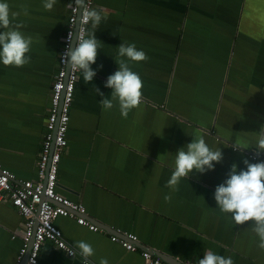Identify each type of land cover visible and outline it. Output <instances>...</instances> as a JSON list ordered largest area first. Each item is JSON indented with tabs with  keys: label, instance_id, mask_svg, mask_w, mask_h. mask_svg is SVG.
Instances as JSON below:
<instances>
[{
	"label": "crops",
	"instance_id": "1",
	"mask_svg": "<svg viewBox=\"0 0 264 264\" xmlns=\"http://www.w3.org/2000/svg\"><path fill=\"white\" fill-rule=\"evenodd\" d=\"M0 2L10 11L9 28L0 32L32 37L29 63H0V163L18 179L36 180L71 0H56L50 11L43 0ZM92 9L102 16L96 30L91 21L87 29L101 41L91 65L96 76L86 82L79 71L56 191L81 203L98 230L59 217L63 235L74 247L89 243L95 264L104 258L142 264L140 250L165 264H195L209 250L233 264H264L254 222L237 225L214 199L234 163L238 171L246 170L244 159L257 163L248 154L258 151L256 133L264 125V0H94ZM122 42L148 57L127 60L143 87L126 118L118 100L105 109L95 91L111 99L104 85L127 59L118 55ZM194 137L220 148L223 159L203 174L193 169L174 191L167 182L175 154ZM258 156L264 160V152ZM22 227L23 217L0 201V264L15 262ZM127 232L137 236L139 250L111 240ZM38 264L82 263L79 254L70 257L46 241Z\"/></svg>",
	"mask_w": 264,
	"mask_h": 264
},
{
	"label": "clouds",
	"instance_id": "2",
	"mask_svg": "<svg viewBox=\"0 0 264 264\" xmlns=\"http://www.w3.org/2000/svg\"><path fill=\"white\" fill-rule=\"evenodd\" d=\"M85 0H72L68 4L69 8L73 3L82 9L80 14L78 31L77 22L74 27L75 33L70 31L68 34V46L61 57V61L70 65L75 70H82L83 78L86 82H92L96 76V71L91 65L96 62L98 48L101 41L97 40L95 31L91 32L87 38L80 31L81 24L91 21L92 29L96 30L101 23L102 16L96 9H85ZM56 0H43V8L47 11L52 10ZM24 9V15H27ZM17 16L19 13H12ZM10 24L9 5L0 2V28L8 29ZM19 27V25L17 26ZM75 35V45L73 46V36ZM32 37H25L17 30H4L0 32V63L5 66L23 67L30 62V57L26 54L30 51ZM118 70L107 77L105 87L111 89V99L104 96L98 88H95L97 95L103 97L99 102L105 109L113 107V101L118 100L120 113L127 117L130 110L138 107L142 97L143 82L138 73L133 72L127 60L140 62L148 59L143 50H137L135 43L122 42L118 46ZM117 63V62H116ZM102 67V65L100 66ZM257 148L256 155L264 152V125L256 133ZM223 159L219 149L212 150L201 137H194L191 143L177 150L173 164L171 178L167 186L174 191L183 177H188L189 173L195 169L198 173H205L213 170V162L219 163ZM246 170H237L234 163L227 173V179L215 188L214 199L217 207L222 212L231 213L232 219L237 225L253 221L251 230L257 235L258 247L264 249V162L250 163L248 159L243 160ZM171 196H165V200H170ZM83 258L82 264H89L88 257L94 254L93 248L89 243L78 241L75 248L69 250V254ZM35 264V262H34ZM100 264H109L106 258L100 260ZM195 264H233L231 257H224L212 251L204 252L202 259H197Z\"/></svg>",
	"mask_w": 264,
	"mask_h": 264
},
{
	"label": "built area",
	"instance_id": "3",
	"mask_svg": "<svg viewBox=\"0 0 264 264\" xmlns=\"http://www.w3.org/2000/svg\"><path fill=\"white\" fill-rule=\"evenodd\" d=\"M72 2V0H71ZM94 0H85L84 8L91 10ZM70 14L62 38V46L58 56V70L54 75L50 92V106L48 108L45 132L41 151L36 161V180L18 179L10 169L0 163V201H9L17 212L23 217L21 245L16 260L13 264H38L39 253L42 245L48 241L66 255L74 249L73 244L63 235L57 226L59 217L74 219L78 224L89 230L97 231L98 227L86 217L85 207L56 191L58 164L64 148L67 146L66 133L69 124L70 107L73 100L75 84L80 70H75L70 65L61 61V57L68 46V34L77 31L82 9L73 3L69 8ZM90 21L81 24L80 31L85 37ZM75 45V35L73 36ZM248 156L257 162H264L254 152ZM111 240L119 243L125 250L135 252L139 250L137 236L134 233L113 235ZM77 255H78V250ZM143 258L142 264H165L163 260L146 250H140ZM81 258V263L83 258ZM89 264H95L88 257ZM124 264V263H116Z\"/></svg>",
	"mask_w": 264,
	"mask_h": 264
},
{
	"label": "water",
	"instance_id": "4",
	"mask_svg": "<svg viewBox=\"0 0 264 264\" xmlns=\"http://www.w3.org/2000/svg\"><path fill=\"white\" fill-rule=\"evenodd\" d=\"M25 258H26V257L23 258L21 264H24ZM170 264H171V263H170ZM172 264H173V263H172ZM174 264H175V263H174Z\"/></svg>",
	"mask_w": 264,
	"mask_h": 264
}]
</instances>
